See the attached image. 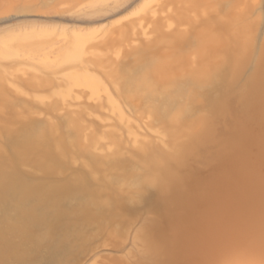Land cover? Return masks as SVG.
<instances>
[{
	"label": "rangeland",
	"instance_id": "rangeland-1",
	"mask_svg": "<svg viewBox=\"0 0 264 264\" xmlns=\"http://www.w3.org/2000/svg\"><path fill=\"white\" fill-rule=\"evenodd\" d=\"M263 59L264 0H0V264H264Z\"/></svg>",
	"mask_w": 264,
	"mask_h": 264
},
{
	"label": "bare ground",
	"instance_id": "bare-ground-1",
	"mask_svg": "<svg viewBox=\"0 0 264 264\" xmlns=\"http://www.w3.org/2000/svg\"><path fill=\"white\" fill-rule=\"evenodd\" d=\"M179 32H181V31H179ZM78 41H80L81 42V47H79L75 52H74V54H72V57H81L82 58V60H83V54L87 51L86 50V48L87 47H85V46H82V40H81V38H79V40ZM134 41H136V40H134ZM80 42H79V44H80ZM207 42H209V43H211L210 42V40H208ZM85 57V56H84ZM85 60V59H84ZM80 62H81V59H80ZM83 62V61H82ZM83 63H85V62H83ZM81 64V63H80ZM259 68L262 70V71H264V59L263 60H261L260 62H259ZM86 71V70H85ZM192 71V73L194 74V76L195 75H199L200 73V75H202V73H204V71H205V68H203V67H198V68H194L193 70H191ZM75 74H77V75H74L73 76V78H74V81H75V83L76 84H79V85H89V86H91V89H92V87H93V89H94V87H95V83H98L96 80H98V79H96L94 76H92L91 74V72L89 73L90 75H88V74H84V72L83 73H80V74H78V73H75ZM99 81V80H98ZM97 85H99V84H97ZM92 89V90H93ZM93 91H95V90H93ZM97 91V90H96ZM94 93V92H93ZM261 95H262V97H264V92H261Z\"/></svg>",
	"mask_w": 264,
	"mask_h": 264
}]
</instances>
